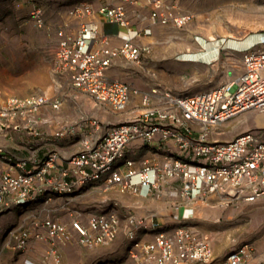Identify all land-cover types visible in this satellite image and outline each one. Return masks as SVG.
Here are the masks:
<instances>
[{"label":"built area","instance_id":"1","mask_svg":"<svg viewBox=\"0 0 264 264\" xmlns=\"http://www.w3.org/2000/svg\"><path fill=\"white\" fill-rule=\"evenodd\" d=\"M133 1L120 0L97 8L84 2L71 7L68 21L57 28L59 43L53 71L56 77L68 75L76 89L108 111L127 112L134 95H140L139 105L122 122L108 124L100 137L84 140L82 150L70 156L57 176H49L58 158L56 152L30 166L29 159L16 161L0 146V162L10 165L9 169H0V204L14 200L26 205L49 186L54 189L50 193L65 195L92 183L105 188L116 186L120 192H138L143 187L154 191L180 181L186 199L206 201L216 196L226 205L256 201L264 195L262 134L249 130L231 140L207 141L211 129L227 120L250 109L264 111V33L244 49L242 71L218 87L189 95L165 88L141 92L129 82L108 75L116 58L138 62L148 50V46L135 43L138 32L131 34L126 3ZM147 2L154 22L184 27L194 18L193 13L182 12L165 0ZM32 14L39 26L45 24L43 8L35 5ZM99 18L127 28L121 44H112L102 32ZM62 103V98L45 93L5 95L0 89V133L24 128L38 135L41 109H58ZM88 121L101 127V120L83 117L61 128L57 135H67ZM195 131L200 132L198 138L192 136ZM157 136L163 144L173 140L179 154L168 151L162 163L145 160L142 166L136 165L127 153L130 144L137 140L150 142ZM120 217L115 209L92 214L86 221L81 213L73 214L68 222L48 216L34 222L33 227L13 231L12 245L17 252H24L34 238L47 241L49 246L39 262L26 258L24 263L63 264L59 246L73 242L76 236L84 246L110 244L120 232ZM173 219L178 224L170 229L152 216L128 215L124 225L127 253L135 264L214 262L210 236L182 224L179 213H174ZM255 249L251 242L240 244L221 264H246Z\"/></svg>","mask_w":264,"mask_h":264},{"label":"crops","instance_id":"2","mask_svg":"<svg viewBox=\"0 0 264 264\" xmlns=\"http://www.w3.org/2000/svg\"><path fill=\"white\" fill-rule=\"evenodd\" d=\"M85 1L97 8L102 4L119 3L120 0ZM165 2L169 5L178 4V2L174 3V0H165ZM126 9L132 28L131 34L139 33L134 35L135 43L148 46V50L138 62L122 57L116 58L108 70V75L111 79L129 82L141 92L151 93L154 89L165 88L189 95L218 87L242 71L244 49L257 42L262 36V33H255L245 40L231 44H225L221 40L212 42L206 40L204 35L197 32L190 24L181 28L173 22L166 24L154 22L151 18V6L147 0L126 3ZM99 20L102 22V32L111 38L112 44H121L124 36L127 35V28L104 21L102 18ZM74 25H78L77 21ZM61 78L70 80L68 75ZM70 86L75 90L74 96L77 99L86 98L94 102L89 95L76 89L72 81ZM139 100L140 95H134L126 112L127 115L139 105ZM94 104L97 106V117L101 121H107L108 109L102 108L95 102ZM60 108L45 106L41 109L38 125L40 134L35 135L24 128L7 134L0 133V146L8 150L16 161L22 158L29 159L30 166L56 152L58 158L49 176H57L59 170L68 164L70 156L82 150L84 140L96 139L103 135L106 129V126L96 127L88 121L78 125L67 135L59 136L57 134L61 128L76 123L75 120L59 115L62 109L65 113L68 107ZM199 134L200 132L195 131L192 136L198 138ZM127 151L128 156L134 159L138 166H142L145 160L162 163L168 151L179 154V149L173 140L163 144L158 136L150 142L137 140L130 144ZM9 168V164L0 162V169ZM53 190L49 186L44 193H36V199L26 205L14 200L7 205L0 204V264H25L26 258L39 262L49 243L34 238L26 251L17 252L12 245L14 242L12 232L20 227H33L34 222L48 216L68 222L73 214L79 213L77 212L81 210L79 208L95 211L93 214L115 209L121 216L122 226L117 238L107 245L84 246L78 242L76 236L73 242L59 246L63 264H135L127 253V234L124 228L129 214L152 216L164 225H177L173 213L188 211V207L199 201V199H186L183 196L180 181L162 185L154 191L143 187L138 192H120L116 186L105 188L104 185L97 183L78 187L65 195L49 192ZM81 216L84 220L88 218L86 215L81 214ZM151 237L152 234L146 236L147 240ZM254 255L246 264L255 258Z\"/></svg>","mask_w":264,"mask_h":264},{"label":"rangeland","instance_id":"3","mask_svg":"<svg viewBox=\"0 0 264 264\" xmlns=\"http://www.w3.org/2000/svg\"><path fill=\"white\" fill-rule=\"evenodd\" d=\"M84 2L0 0V89L5 95L45 93L62 98L61 108L68 107L65 113L62 109L59 115L76 122L83 117L100 120L94 102L86 98L77 99L75 90L70 86L71 81L56 77L53 71L59 43L57 28L68 21L71 7ZM175 2H178L177 8L182 12L194 14L188 24L208 41L221 40L231 44L245 40L252 34L264 33V0ZM35 5L43 8L45 24L42 26L32 14ZM106 113L107 121H101L102 127L107 126V123H120L129 115L126 111ZM249 130L264 137L263 110H247L212 128L207 141L231 140ZM79 209L77 212L87 217L95 212ZM179 214L183 218L182 224L200 230L212 240L215 261L203 264H221L228 252L245 242H251L256 248L255 258L248 264L264 263V195L256 201L231 202L229 205L216 196L206 201L199 199L192 207H188V211L183 210ZM166 226L171 229L175 225Z\"/></svg>","mask_w":264,"mask_h":264}]
</instances>
